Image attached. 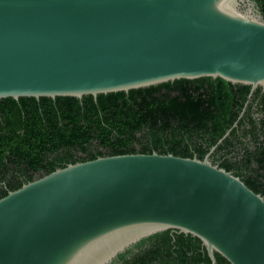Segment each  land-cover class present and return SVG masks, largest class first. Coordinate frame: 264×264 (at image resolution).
<instances>
[{"label":"water","instance_id":"1","mask_svg":"<svg viewBox=\"0 0 264 264\" xmlns=\"http://www.w3.org/2000/svg\"><path fill=\"white\" fill-rule=\"evenodd\" d=\"M264 86L252 0H0V98H81L176 79ZM264 264V196L207 157L98 156L0 197V264H119L160 235Z\"/></svg>","mask_w":264,"mask_h":264},{"label":"trees","instance_id":"2","mask_svg":"<svg viewBox=\"0 0 264 264\" xmlns=\"http://www.w3.org/2000/svg\"><path fill=\"white\" fill-rule=\"evenodd\" d=\"M252 1L264 20V0ZM239 88L242 90L237 94ZM248 89L249 86L232 84L219 77L176 79L128 92L101 93L95 98L92 95L0 98V112L5 113L7 121L25 117L24 135L12 130L13 136L6 141L16 143L12 152L19 149L18 145L23 152H29V140L35 139L43 145L44 155L46 151L58 150V166L62 167L60 161L64 158L76 161L71 153L75 146L87 151V160L153 151L192 157L190 146L200 150L196 147L201 148L202 141L212 144L223 135L236 116L234 105ZM22 108L24 112L18 113ZM41 120L47 126L44 130ZM30 135L39 136L30 138ZM32 153V159L39 158L36 152ZM198 158L202 156L199 154ZM246 162L248 159L244 157L227 160L220 167L264 196V171H241L242 166L248 165ZM7 192L0 191V197ZM215 260V264H230L221 255ZM119 264H211V260L197 237L166 233Z\"/></svg>","mask_w":264,"mask_h":264},{"label":"flooded vegetation","instance_id":"3","mask_svg":"<svg viewBox=\"0 0 264 264\" xmlns=\"http://www.w3.org/2000/svg\"><path fill=\"white\" fill-rule=\"evenodd\" d=\"M241 90V88L237 89V94ZM233 109L236 111V116L231 120L223 135L212 144L209 141H202L201 148L196 147L200 150L190 146V154L192 157H198L200 154L202 159L207 157L212 164L219 167L227 160H242L244 157L248 159L246 162L248 165L242 166L241 171L249 173H253L255 170L264 171V86L254 88L249 86L244 98H240ZM22 112H24V108L18 111V113ZM24 119L25 117L7 121L5 113L0 112V133H2L0 134V142L2 143V150H0L2 154L0 157V191L18 189L53 170L62 168V166H58V150L46 151L44 155L43 145H40L35 139L29 140V152H23L21 145L17 146L19 149L15 152L11 151L16 143L6 141H9L10 136H13L12 130H15L19 135H24L26 132ZM46 128L44 120H41V130ZM38 136L30 135V138ZM98 148L100 149V147ZM201 149L204 151L202 152ZM32 151L36 152L39 158L32 159ZM71 151L76 161L69 162L64 158L60 161L63 167L70 163L87 161V151H82L79 146H75Z\"/></svg>","mask_w":264,"mask_h":264}]
</instances>
